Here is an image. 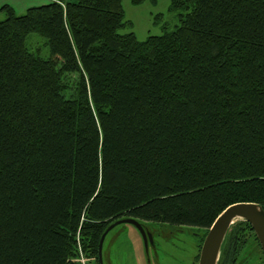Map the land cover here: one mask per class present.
I'll return each instance as SVG.
<instances>
[{
	"label": "trees",
	"instance_id": "obj_1",
	"mask_svg": "<svg viewBox=\"0 0 264 264\" xmlns=\"http://www.w3.org/2000/svg\"><path fill=\"white\" fill-rule=\"evenodd\" d=\"M171 8L180 24L139 40L120 32L123 0L3 7L0 264H100L125 217L198 228L203 243L229 205L264 207V0Z\"/></svg>",
	"mask_w": 264,
	"mask_h": 264
},
{
	"label": "rangeland",
	"instance_id": "obj_2",
	"mask_svg": "<svg viewBox=\"0 0 264 264\" xmlns=\"http://www.w3.org/2000/svg\"><path fill=\"white\" fill-rule=\"evenodd\" d=\"M51 0H0V20L7 16L3 9L10 5L17 14H23L31 6ZM125 26L121 33L133 31L139 40L150 35L162 34L180 24L179 11L171 8V0H123ZM29 48L47 58L50 48L47 39L36 32L27 36ZM71 74L70 79L74 80ZM153 234L154 243L145 246L139 229L131 223L114 227L106 235L103 245L104 264H198L204 231L184 225L159 222L143 223ZM234 225V224H233ZM246 245L239 251L243 264H264V251L254 230L245 227ZM238 253V255H239ZM88 264H97L94 260Z\"/></svg>",
	"mask_w": 264,
	"mask_h": 264
},
{
	"label": "water",
	"instance_id": "obj_3",
	"mask_svg": "<svg viewBox=\"0 0 264 264\" xmlns=\"http://www.w3.org/2000/svg\"><path fill=\"white\" fill-rule=\"evenodd\" d=\"M238 220L248 221L252 225L264 251V207L256 202H236L224 209L209 228L201 247L198 264H219L226 235ZM123 223L134 224L139 229L147 249L149 244L154 243L153 234L145 228L139 219L134 217L118 219L108 226L100 239V264H104L103 245L106 235L114 227Z\"/></svg>",
	"mask_w": 264,
	"mask_h": 264
},
{
	"label": "flooded vegetation",
	"instance_id": "obj_4",
	"mask_svg": "<svg viewBox=\"0 0 264 264\" xmlns=\"http://www.w3.org/2000/svg\"><path fill=\"white\" fill-rule=\"evenodd\" d=\"M240 253L239 255L235 256L234 252L230 251L228 254H225L223 256L221 264H243V262L241 261ZM245 264H251V261L247 260V263Z\"/></svg>",
	"mask_w": 264,
	"mask_h": 264
},
{
	"label": "built area",
	"instance_id": "obj_5",
	"mask_svg": "<svg viewBox=\"0 0 264 264\" xmlns=\"http://www.w3.org/2000/svg\"><path fill=\"white\" fill-rule=\"evenodd\" d=\"M81 260L83 261V263L84 264H86L87 263V257H85L84 255H83V253H82V255H81Z\"/></svg>",
	"mask_w": 264,
	"mask_h": 264
}]
</instances>
